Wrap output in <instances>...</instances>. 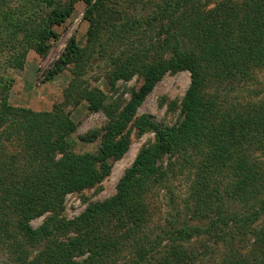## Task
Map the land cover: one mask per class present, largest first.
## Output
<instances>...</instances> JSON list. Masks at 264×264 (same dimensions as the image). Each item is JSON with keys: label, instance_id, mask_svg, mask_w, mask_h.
<instances>
[{"label": "rangeland", "instance_id": "374dc122", "mask_svg": "<svg viewBox=\"0 0 264 264\" xmlns=\"http://www.w3.org/2000/svg\"><path fill=\"white\" fill-rule=\"evenodd\" d=\"M220 1L208 0V8ZM55 2L72 6L59 25L52 24ZM168 2L93 0L87 5L82 0H0V110L11 105L50 112L59 106L75 124L68 138L72 151L96 152L142 84L132 64L129 77L112 84V74L121 62H142L161 54L156 44L167 32L164 5ZM48 31L59 38L49 39L46 53L39 54L37 45ZM72 44L77 48L72 61L57 73L59 60ZM190 84L188 70L168 71L117 136L124 139L126 148L109 159V172L92 185L65 193L56 206L30 220L35 229L47 223L55 228L48 241L71 248L74 264H223L233 252L241 254L246 264H264V144L256 142L238 145L219 169H208L213 152L205 143L163 153L154 159L145 188L133 201L112 213L78 220L92 206L117 195L138 153L156 143L155 131L141 125L143 120L162 129L181 124L182 102ZM86 88H98L106 95L96 110L84 98ZM209 88L228 112H244L247 106L264 102V65L225 84L211 83ZM5 148L9 153L20 149L15 139ZM250 172L256 180L241 182L240 175ZM234 211L250 219L227 227L216 223L219 213ZM194 228L199 233L191 238L170 234ZM77 243L74 249L71 244ZM45 246V240L33 245L29 260L43 258L39 254ZM0 264H16L3 246Z\"/></svg>", "mask_w": 264, "mask_h": 264}, {"label": "trees", "instance_id": "16d2710c", "mask_svg": "<svg viewBox=\"0 0 264 264\" xmlns=\"http://www.w3.org/2000/svg\"><path fill=\"white\" fill-rule=\"evenodd\" d=\"M82 1L91 5L93 0ZM207 3L208 0H169L164 5L169 22L167 32L158 37L156 44L161 54L151 60L117 65L112 84L132 75L130 64L142 77V84L132 93L96 152L72 151L68 138L75 131V124L69 113L59 106L50 112H33L11 105L1 108L0 247L12 255L16 264H74L69 257L71 248L48 241L47 237L55 233V228L51 229L47 223L35 229L29 222L50 205L56 206L65 193L92 185L109 172V159L118 157L126 148L124 139L117 140V136L155 84L170 70L186 69L191 73V84L182 102L181 124L162 129L143 120L141 125L155 131L156 143L138 153L122 177L117 195L92 206L78 220L112 213L117 207L133 201L144 190L154 169V159L163 153L205 143L213 152L208 169H219L238 145L242 147L245 142L264 144V102L247 106L244 112L230 113V109L220 104L219 97L209 94L208 90L211 83L225 84L247 75L252 67L264 65V0H223L213 8H208ZM71 10L72 6L55 2L52 24L63 23ZM51 38L58 39L59 35L48 31L41 36L36 49L39 54L46 53ZM76 49L74 44L69 47V53L59 60L57 73L72 61ZM82 93L91 110H96L106 99L98 88H86ZM13 139L18 141L20 149L9 153L5 144ZM58 153L61 154L59 158L56 157ZM240 176L243 183L256 180L251 172ZM247 219L249 215L239 217L234 211L219 213L215 221L227 227L230 222ZM175 233L191 238L199 229L170 232ZM42 240L46 246L39 256L43 258L37 256L29 260L31 247ZM261 241L264 244L263 238ZM78 243L71 245L75 249ZM103 251L106 252L105 247ZM242 257L237 252L230 253L223 264H246Z\"/></svg>", "mask_w": 264, "mask_h": 264}]
</instances>
